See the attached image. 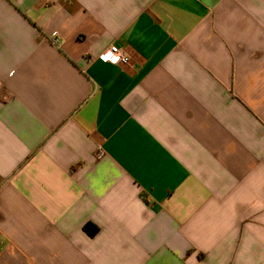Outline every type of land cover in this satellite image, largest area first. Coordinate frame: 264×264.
I'll use <instances>...</instances> for the list:
<instances>
[{"label":"crops","instance_id":"0c3cea01","mask_svg":"<svg viewBox=\"0 0 264 264\" xmlns=\"http://www.w3.org/2000/svg\"><path fill=\"white\" fill-rule=\"evenodd\" d=\"M0 264H264V0H0Z\"/></svg>","mask_w":264,"mask_h":264},{"label":"built area","instance_id":"2783aa9c","mask_svg":"<svg viewBox=\"0 0 264 264\" xmlns=\"http://www.w3.org/2000/svg\"><path fill=\"white\" fill-rule=\"evenodd\" d=\"M52 42L57 43L56 36L52 37ZM109 53H111V56H109ZM98 58L102 62L111 64V65H121V66H128L131 60L130 56L124 50V48H122L121 46H117V45L109 46L107 49H105L103 52L99 54Z\"/></svg>","mask_w":264,"mask_h":264},{"label":"trees","instance_id":"16d2710c","mask_svg":"<svg viewBox=\"0 0 264 264\" xmlns=\"http://www.w3.org/2000/svg\"><path fill=\"white\" fill-rule=\"evenodd\" d=\"M83 230L90 236L96 233V228L89 223L84 225Z\"/></svg>","mask_w":264,"mask_h":264},{"label":"snow or ice","instance_id":"6c2138e0","mask_svg":"<svg viewBox=\"0 0 264 264\" xmlns=\"http://www.w3.org/2000/svg\"><path fill=\"white\" fill-rule=\"evenodd\" d=\"M109 56H111V53H109ZM107 58V57H106ZM117 59H118V57H117Z\"/></svg>","mask_w":264,"mask_h":264}]
</instances>
